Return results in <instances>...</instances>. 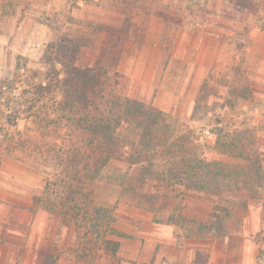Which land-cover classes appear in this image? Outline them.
I'll return each mask as SVG.
<instances>
[{
  "label": "rangeland",
  "instance_id": "374dc122",
  "mask_svg": "<svg viewBox=\"0 0 264 264\" xmlns=\"http://www.w3.org/2000/svg\"><path fill=\"white\" fill-rule=\"evenodd\" d=\"M133 2L0 0L2 21L18 15L23 22L0 60V83L13 79L18 63L25 81L34 73L43 79L48 48L77 37L85 43L77 65L117 72L115 92L140 103L118 130L130 147L87 186L94 217L127 235L108 237L121 240L116 257L99 251L78 260L76 229L38 204L52 170L16 153L0 164V264H264V42L250 34L264 32V0L223 6L233 19L215 22L226 27L217 37L189 35L208 21L168 11L160 52L145 51L154 38L126 18ZM114 7L120 15L102 18ZM184 158L215 163L224 182L212 193L185 190L175 180ZM171 215L177 224L168 242Z\"/></svg>",
  "mask_w": 264,
  "mask_h": 264
},
{
  "label": "trees",
  "instance_id": "16d2710c",
  "mask_svg": "<svg viewBox=\"0 0 264 264\" xmlns=\"http://www.w3.org/2000/svg\"><path fill=\"white\" fill-rule=\"evenodd\" d=\"M83 47V38L62 37L48 48L43 79L37 80L39 73H34L35 79L25 81L18 63L13 79L0 83V164L3 155L20 153L36 167L52 170L38 204L58 213L62 226L76 229V256L82 262L99 251L116 257L121 242L108 237L127 236L112 227L110 219L94 217L97 209L87 186L113 159L124 156L129 144L118 130L140 105L115 92L111 81L117 72L102 65H77ZM16 119H25L30 126L22 130ZM214 164L184 158L176 184L185 190L214 192L225 180L223 168ZM178 215L183 218L181 211ZM164 224L177 222L171 215Z\"/></svg>",
  "mask_w": 264,
  "mask_h": 264
},
{
  "label": "crops",
  "instance_id": "0c3cea01",
  "mask_svg": "<svg viewBox=\"0 0 264 264\" xmlns=\"http://www.w3.org/2000/svg\"><path fill=\"white\" fill-rule=\"evenodd\" d=\"M112 1L114 4V0ZM132 1H134L133 2L134 6L132 9L133 12H130L128 10V14L126 18L131 19L134 26L136 25V23H138L140 27L139 30L141 29V35L143 36L150 35L151 37L154 38L149 45L145 44L144 50L147 52L149 51L160 52L158 43L161 40V37L166 27L168 11H175L176 17L179 19L182 18L190 21H199V24L200 22L208 21L207 26H203L202 27L203 30L201 31L188 30L189 35H195L197 37H203V36L217 37L223 34L221 33V30H223L222 32H224L226 27H222L221 29H219L217 26L215 27V22L218 21L231 22L233 19L226 13V11L223 9V6H229L230 8H235V6L238 3V0H143V2H139L137 0H132ZM120 2L117 1L118 7L121 4L124 5L125 3V2H121V3ZM255 2L258 3V0H255ZM101 5L103 6V4ZM142 5L144 7H142ZM113 11L114 12L111 13L103 10L102 18L110 14H113V16L120 15L121 12L120 8L118 10L114 7ZM182 13H186V15L185 14L183 15ZM2 15L3 14L0 12V60L3 59L4 55L8 51L9 40L13 36L17 38V36L21 35L23 30V22L20 21V23H18L19 22L18 19H20L18 15L12 17L13 19H9V20L6 19L7 21H9L8 24L4 22L5 19L4 21H2L3 20ZM241 18L242 17H239L237 19H241ZM245 18L246 17H244L243 19ZM194 26L196 27L195 24ZM204 29H208L209 31L204 32ZM250 34L251 36L257 35L258 41L261 40L264 42V32L258 33L256 30H251ZM201 41L202 38H200V43ZM212 41L213 43H215L213 39ZM203 43L206 42L202 41L201 48H203ZM183 50L185 49L183 48ZM202 50L205 51L206 48L204 47ZM164 228H165L164 230L168 233L167 235L168 242H173L171 225L164 224ZM119 241L121 242V240ZM209 263L213 264L212 258H210ZM166 264H170V263H166ZM177 264H193V262L190 260L187 262H182Z\"/></svg>",
  "mask_w": 264,
  "mask_h": 264
}]
</instances>
